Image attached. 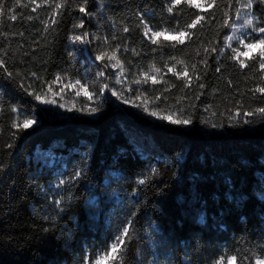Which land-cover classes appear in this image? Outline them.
Listing matches in <instances>:
<instances>
[{
    "label": "trees",
    "instance_id": "trees-1",
    "mask_svg": "<svg viewBox=\"0 0 264 264\" xmlns=\"http://www.w3.org/2000/svg\"><path fill=\"white\" fill-rule=\"evenodd\" d=\"M245 1L229 6V0H217L220 7L210 10L181 1L169 13L172 0H5L0 264H83L88 252L94 258L112 242L129 217L133 239L119 264H150L153 258L216 264L232 255L237 264L244 255V264H254L255 256L264 257V115L255 111L264 108V93L255 91L264 87V69L258 58H246L241 68L225 47L231 26L224 20L233 23ZM252 11L262 27L264 4L253 0ZM197 15L202 23L188 30ZM145 23L194 35L176 47L162 37L153 44ZM84 33L87 43L70 39ZM101 52L106 55L96 60ZM113 53L124 69L125 94L192 123L171 124L115 100L108 91ZM143 73L157 83H133L143 81ZM57 76L82 81L95 94L85 105L100 111L60 118L29 94L44 96ZM25 119L36 123L12 127ZM78 170L82 175L72 181ZM57 171L67 181L58 194L49 188Z\"/></svg>",
    "mask_w": 264,
    "mask_h": 264
},
{
    "label": "snow or ice",
    "instance_id": "snow-or-ice-1",
    "mask_svg": "<svg viewBox=\"0 0 264 264\" xmlns=\"http://www.w3.org/2000/svg\"><path fill=\"white\" fill-rule=\"evenodd\" d=\"M19 2V0H18ZM33 2H35V0H33ZM45 2H47V0H45ZM256 2H259L261 4H264V0H256ZM181 3V0H172V6H169L167 8V11L169 13H172L174 10V6L178 5ZM183 3L191 6V7H195V8H202L205 7L206 5V10H210V9H214L215 7H220V5H218L217 0H202V3H194L193 0H183ZM232 0H229V6H231ZM253 0H248L247 3L243 4L241 6V8L243 9H250L252 6ZM55 7L57 9L61 8L62 5L57 3L55 5ZM6 8V4H5V0H0V16L4 15V10ZM241 8H237L236 9V15L237 18H241L243 17V23L241 24H235V23H231L227 18L224 20V25L225 26H231L233 29V33L234 35L227 37V41H232V40H239V44L243 46L244 49H246L247 51L241 52L236 48H233L232 51L234 53H236L235 56H233V59H239L240 56H245L248 57V59L250 60H256L257 58L259 59V68L260 69H264V35H261V38L259 39H253V42H246V39H251L252 38V33H259V34H264V27H259V21L260 18L256 17L254 14H252L251 12H248L247 15L245 16L244 13H242ZM11 9H8V12H11ZM86 11L84 6L80 7V12L84 13ZM56 13H53V16L55 17ZM225 16H227V13H225ZM12 20H16L17 17L15 15H12L10 17ZM29 19H32V17L30 16ZM203 16L201 15H197L195 19L192 20L191 24L187 25V29L191 30L197 27V25H200L203 21ZM55 19H53V23H55ZM46 30H47V25L45 26ZM74 28L76 27H82V23L80 25H74ZM251 28V32L248 31H243L245 29ZM144 29H145V36L148 35L149 32H151V37H152V43L153 44H161V40L159 39L160 37H163V41L165 43L168 42H172L175 41V43L172 44V47H176V44H184L185 43V39H192L193 38V32L191 31H186V30H181V31H175L174 34L172 32H169L168 29H163L162 31L159 32H155V31H151V28L149 27V25H147L146 23L144 24ZM124 31L127 32L129 31V29L127 27L124 28ZM235 33H239L238 35H235ZM87 36L88 33H84L83 36L80 35H76L71 37L70 39L73 41H80L81 43H87ZM240 36L245 37V39H241ZM229 47H231V43L228 44ZM256 51H253V50ZM155 51V49H154ZM205 51H207V49H205ZM213 51H215V49H213ZM71 55V53L69 54ZM106 55V53L101 52L100 54H98L96 56V60H102L104 58V56ZM109 61L112 60H116L115 64H112V67H117L120 66L121 69V73L124 71L123 66L121 65V62L116 59L115 54L113 53L112 55H110L108 57ZM180 63H183L182 61ZM0 65H3V60L0 59ZM107 67V65L105 66ZM154 67V66H153ZM240 67L244 68L245 67V62L243 60L240 61ZM193 69H195V65H193ZM6 71V69H5ZM155 72H159L160 69L159 68H154ZM169 72L173 71V68H169L168 69ZM217 71H220V69L218 68ZM103 71H101L100 73H98V75H103ZM33 75H35L33 73ZM187 76V71H185L182 74H177V78L179 79L180 76ZM9 76H11V73H9ZM144 76V80L141 81L140 79H137L135 81H133V83L136 84H140V83H147L148 79H151L153 84L157 83L156 77L154 75L150 76L148 73H143ZM197 79H199V77H197ZM61 80V77L57 76L56 81L55 82H59ZM117 82H120L119 80ZM75 85H80L81 90L83 92V94L85 96L88 97L89 101H92L95 98V94L91 93L88 91V88L85 87L84 85L81 84V82L79 80H76ZM186 87H188V85H185ZM68 87H74L73 84H69ZM169 87H174V85H169ZM200 87L203 88L204 85L200 84ZM107 88V85L104 86V88H101L100 91L103 92L104 89ZM167 90V89H166ZM49 91H51V86L49 87ZM64 89H61V93H63ZM257 92H261L264 93V87H258L256 88ZM30 95H33L35 97V99L37 101H41L42 103H50V104H55L56 101L54 99H44L41 95H38L36 93H29ZM59 93H53V95H58ZM81 93L78 91L76 93L77 96H79ZM112 95L117 96V98H120V96L122 94L117 93L115 91L112 92ZM198 98V97H197ZM157 100L161 99V97H157ZM164 99H167V97H164ZM129 101L127 99L124 100V103H128ZM153 103L152 101H147L144 105H143V110L145 112H148V114L150 116L153 117H158L161 120H165V121H169L171 124H175V125H188L191 124L192 121L190 118L188 119H179V118H173V115H163L161 112L155 111V110H150V108L148 107V104ZM136 107H141L140 104H136ZM60 108H64L65 105L64 104H60L59 105ZM73 108H75L76 111H85L89 114H95L97 112L100 111L99 107H89L88 105H85L83 108H76L75 105H73L72 108H69L68 111H72ZM13 112H15L17 115H20V110L17 108H13L12 109ZM238 111V110H237ZM256 113H259L261 115H264V108H258L255 110ZM239 114V111H238ZM243 115L245 116H251L254 115V113L252 112H247V113H243ZM36 123L35 119H25L23 120V122H14L12 124V127L17 128V129H28L30 127H32L34 124ZM244 123H251V121L245 119ZM212 127H216L215 124L212 125ZM8 147H11V145H9ZM4 166L3 164H0V169H2ZM153 172L156 171L155 168L152 169ZM82 175L81 171H76L75 174L73 176H71V180L72 181H76L78 180V178ZM67 181L64 179H61L59 181L60 185H64ZM140 184H144L145 180L141 179L139 181ZM54 203H56L57 205L61 204L60 200H56L54 201ZM135 215V213L133 214V216ZM134 224V221L132 219V217H129L127 222L123 224L122 228L118 227L116 229V234L114 235V238L112 240L111 243L104 245L101 249L97 250V252L94 255L93 258V254L91 252H88L84 258V262L83 264H119V262L123 261L126 259V249L128 247L129 242L131 241V239H133V235H132V225ZM246 253L248 250H245ZM226 255V253H225ZM255 255V254H253ZM227 264H237V256L232 255V256H227ZM248 260V256L244 255L242 257V259L240 260V264H244V262ZM216 264H223L222 259H218L216 261ZM254 264H264V258L260 257V256H255L254 259Z\"/></svg>",
    "mask_w": 264,
    "mask_h": 264
},
{
    "label": "rangeland",
    "instance_id": "rangeland-1",
    "mask_svg": "<svg viewBox=\"0 0 264 264\" xmlns=\"http://www.w3.org/2000/svg\"><path fill=\"white\" fill-rule=\"evenodd\" d=\"M183 1V0H181ZM194 3H202V0H193ZM247 1L243 2L239 8H241V6L245 3H247ZM206 7V5H205ZM205 7H202V8H199V9H203ZM252 7H253V3H252V6L250 9H243L241 8V11L242 13H244V15L246 16L248 12H251L252 14L253 11H252ZM255 15V14H254ZM256 16V15H255ZM257 17V16H256ZM264 18V16H263ZM264 22V19L262 20ZM261 22V20L259 21V23ZM235 24H241L243 23V17L241 18H237V15H236V18L234 20ZM264 24V23H263ZM259 26V24H258ZM151 28V31H155V32H159V31H162V30H155L153 29L151 26H149ZM264 27V25L262 26ZM243 31H248V32H251V28H248V29H245ZM169 32H172L174 34L175 31H170ZM144 35H145V29H144ZM234 35L233 33V29L231 27L230 29V32L229 34L227 35V37H230ZM235 35H238L239 36V33H235ZM261 35H264V34H259V33H252V38L251 39H246V42L250 43V42H253V39H259L261 38ZM148 40H151L152 41V37H151V32L148 33L147 36H145ZM226 37V38H227ZM163 38V37H162ZM241 39H245V37L243 36H240ZM231 43V47L228 46V44ZM83 47H84V44H83ZM225 47L227 49H229L233 56L236 55V53H234L232 51L233 48H236L238 49L239 51L241 52H244V51H247L246 49L243 48L242 45L239 44V40H232V41H227V39H225ZM253 51H256L255 49ZM246 58L248 57H245V56H240L239 59H236L237 61H241V60H245ZM116 61L113 60L112 64H115ZM112 64H111V69H112V76L111 78H109V84H108V91H109V94L115 98V100H117L118 102H121L125 105H129V106H132L134 108H136V110H138L139 112H142V113H148V112H145L143 110V105L145 104V102H142L140 100V98H136V99H132L130 93H127L125 94L123 92L124 90V86H123V83L125 82L126 80V77L124 75V73L122 72L121 73V69H120V66H117V67H112ZM78 80V79H71V80H60L59 82H54V86L52 88L51 91L47 92L44 96H42L44 99H54L56 101L55 104H50V103H41L45 106H50L53 108V110L55 111V113L57 114L58 117L60 118H68L71 114L73 113H77V112H81V111H76L75 108H73L72 111H68L69 108H72L73 105L76 106V108H83L84 105H85V101L88 99L87 96H85L81 90V87L80 85H75V81ZM120 81V82H117V81ZM80 81V80H79ZM82 85H84L82 83V81H80ZM73 84L74 87H68L69 84ZM86 87V85H84ZM122 86V88H121ZM61 89H64L63 93H61ZM80 92L81 94L79 96L76 95L77 92ZM115 91L117 93H120L122 94L120 96V98H117V96H114L112 95V92ZM127 91H129V89H127ZM53 93H59L58 95H53ZM127 99L129 102L128 103H124V100ZM89 100V99H88ZM87 102V101H86ZM60 104H64L65 107L64 108H60L59 105ZM136 104H140L141 107H136L135 105ZM153 117V116H152ZM153 118H158V117H153ZM48 154H44V156L46 157ZM49 163H53V158H50L49 160ZM61 179H64L65 180V177L63 175V171H57V176L56 178L52 181V183L49 185V188L51 190L52 193H61V190L62 189V186L63 185H60L59 184V181ZM264 258V257H262ZM223 264H227V260L226 261H222ZM150 264H166L165 260H161L159 258H153V260L150 262Z\"/></svg>",
    "mask_w": 264,
    "mask_h": 264
}]
</instances>
